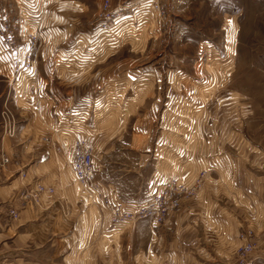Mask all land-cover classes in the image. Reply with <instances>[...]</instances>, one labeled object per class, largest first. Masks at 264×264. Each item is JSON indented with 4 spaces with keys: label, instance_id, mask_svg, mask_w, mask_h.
<instances>
[{
    "label": "crops",
    "instance_id": "crops-1",
    "mask_svg": "<svg viewBox=\"0 0 264 264\" xmlns=\"http://www.w3.org/2000/svg\"><path fill=\"white\" fill-rule=\"evenodd\" d=\"M102 1L0 0V17L18 26L14 47L0 40V155L9 159L0 165V209L11 220L1 221L0 240L15 235L8 242L14 247L28 243L32 230H80L72 233L81 235L67 256L72 264H235L238 233L249 228L259 244L251 264H264V172L253 161L223 154L217 143L200 142L193 153L185 144L153 141L143 119L155 116L157 100L149 106V96L123 101L110 86L127 81L126 68L91 60L93 51L103 50L95 46L106 23L98 17ZM109 1L114 9L118 0ZM28 33L38 36L35 78L19 75L11 84L10 50L21 57ZM4 112L14 123L12 137L4 132ZM78 142L93 156L96 191L73 176ZM207 148L219 151L209 162ZM208 163L214 169L202 186L161 224L140 219L112 226L110 207L133 210L171 180L189 187L194 169ZM31 183L37 184L22 192ZM8 250L11 257L0 264H40L16 252L21 249Z\"/></svg>",
    "mask_w": 264,
    "mask_h": 264
},
{
    "label": "rangeland",
    "instance_id": "rangeland-1",
    "mask_svg": "<svg viewBox=\"0 0 264 264\" xmlns=\"http://www.w3.org/2000/svg\"><path fill=\"white\" fill-rule=\"evenodd\" d=\"M122 2L129 7L127 17L97 41L95 46L103 50L90 54L96 55L91 60L126 68L127 81L110 86L111 93L119 92L123 101L149 96L146 106L157 100L155 116L143 119L154 142L185 144L193 153L200 142L211 147L217 143L223 154L253 161L263 173L264 0H160L165 13L160 21L143 0ZM141 74L145 77L139 79ZM182 151L176 148L178 154ZM205 151L207 162L219 153L213 148ZM212 169L208 163L194 169L195 176ZM0 211V223L10 224L5 208ZM78 232L84 231L32 230L28 243L14 247L8 242L16 237L10 235L0 240V259L10 258L8 249L17 248L20 255L31 254L21 256L40 264H72L67 256L81 239L72 236Z\"/></svg>",
    "mask_w": 264,
    "mask_h": 264
},
{
    "label": "built area",
    "instance_id": "built-area-1",
    "mask_svg": "<svg viewBox=\"0 0 264 264\" xmlns=\"http://www.w3.org/2000/svg\"><path fill=\"white\" fill-rule=\"evenodd\" d=\"M149 7L150 11L155 13L154 19L160 21L163 17L164 10L161 7L160 0H143ZM128 6L118 0L114 9L111 8L109 0H103L101 4V11L98 17L106 23L101 29L102 38L109 29L124 20L127 15L124 13L128 10ZM17 25L10 19L9 16L0 17V40L10 47L15 46ZM24 49L22 55L16 51L10 50L12 56L11 71L13 79L11 84L16 83L19 75H23L27 82L33 81L35 78V71L32 67L34 56L38 49V36L33 33H28L24 40ZM4 132L5 135L12 137L14 135V123L11 117L6 112L3 113ZM9 159L4 155H0V164L6 165ZM71 170L77 183L86 189L96 191L100 187V182L96 179V168L91 152L86 149L84 143L78 142L74 149V156L71 162ZM206 175L202 171L196 178L194 184L190 187L178 183L177 181H168L161 184L153 191L150 198L140 203L133 210L121 209L119 206H112L109 208L110 221L113 227L119 228L134 223L140 219H147L154 224H161L168 214L175 210L181 199L191 198L195 195L197 190L202 186L203 179ZM12 220L17 219L15 211L9 212ZM238 240L240 245L236 251L235 264H251L252 259L259 248L252 231L249 228L243 229L238 233Z\"/></svg>",
    "mask_w": 264,
    "mask_h": 264
},
{
    "label": "snow or ice",
    "instance_id": "snow-or-ice-1",
    "mask_svg": "<svg viewBox=\"0 0 264 264\" xmlns=\"http://www.w3.org/2000/svg\"><path fill=\"white\" fill-rule=\"evenodd\" d=\"M229 23H231V21Z\"/></svg>",
    "mask_w": 264,
    "mask_h": 264
}]
</instances>
